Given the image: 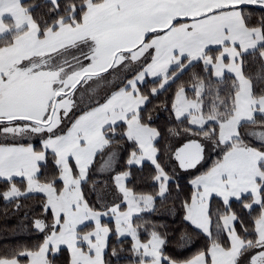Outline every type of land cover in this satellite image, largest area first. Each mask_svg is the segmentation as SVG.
<instances>
[{
	"label": "snow or ice",
	"instance_id": "6c2138e0",
	"mask_svg": "<svg viewBox=\"0 0 264 264\" xmlns=\"http://www.w3.org/2000/svg\"><path fill=\"white\" fill-rule=\"evenodd\" d=\"M0 264H264V0H0Z\"/></svg>",
	"mask_w": 264,
	"mask_h": 264
},
{
	"label": "trees",
	"instance_id": "16d2710c",
	"mask_svg": "<svg viewBox=\"0 0 264 264\" xmlns=\"http://www.w3.org/2000/svg\"><path fill=\"white\" fill-rule=\"evenodd\" d=\"M3 209L0 207V243L12 242V237L3 231L5 225L8 227L14 226L17 223L16 218H11L5 221L3 219Z\"/></svg>",
	"mask_w": 264,
	"mask_h": 264
}]
</instances>
